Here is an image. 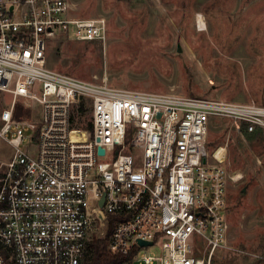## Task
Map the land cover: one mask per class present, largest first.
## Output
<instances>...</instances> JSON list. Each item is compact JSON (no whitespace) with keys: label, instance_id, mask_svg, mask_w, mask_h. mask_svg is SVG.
Here are the masks:
<instances>
[{"label":"built area","instance_id":"obj_1","mask_svg":"<svg viewBox=\"0 0 264 264\" xmlns=\"http://www.w3.org/2000/svg\"><path fill=\"white\" fill-rule=\"evenodd\" d=\"M76 9L0 0V136L13 147L0 159V264H86L93 240L132 264L224 259L227 188L242 174L228 170L226 144L209 150V127L220 116L264 131V105L48 68V39L106 40L105 17Z\"/></svg>","mask_w":264,"mask_h":264},{"label":"rangeland","instance_id":"obj_2","mask_svg":"<svg viewBox=\"0 0 264 264\" xmlns=\"http://www.w3.org/2000/svg\"><path fill=\"white\" fill-rule=\"evenodd\" d=\"M73 1L74 15L105 17L106 40L48 39V68L113 87L264 105V0ZM240 129L220 116L209 127V150L226 144L228 170L242 174L227 188L228 252L212 264H264V138L249 141ZM12 152L0 136V159Z\"/></svg>","mask_w":264,"mask_h":264},{"label":"trees","instance_id":"obj_3","mask_svg":"<svg viewBox=\"0 0 264 264\" xmlns=\"http://www.w3.org/2000/svg\"><path fill=\"white\" fill-rule=\"evenodd\" d=\"M241 130L249 141L264 138L263 130L248 132L244 125L241 126ZM131 257L132 254L111 253L101 246L100 240H93L87 254L86 264H132Z\"/></svg>","mask_w":264,"mask_h":264},{"label":"bare ground","instance_id":"obj_4","mask_svg":"<svg viewBox=\"0 0 264 264\" xmlns=\"http://www.w3.org/2000/svg\"><path fill=\"white\" fill-rule=\"evenodd\" d=\"M196 23H197V28L199 30H204L206 29V23L204 21V17H203V14H197L196 16Z\"/></svg>","mask_w":264,"mask_h":264},{"label":"water","instance_id":"obj_5","mask_svg":"<svg viewBox=\"0 0 264 264\" xmlns=\"http://www.w3.org/2000/svg\"><path fill=\"white\" fill-rule=\"evenodd\" d=\"M99 152H103V149L102 148H99ZM205 159H203V161H204ZM102 201H103V198L101 199V201H100V203H102ZM139 243L140 244H147L148 242H143V241H140L139 240Z\"/></svg>","mask_w":264,"mask_h":264}]
</instances>
